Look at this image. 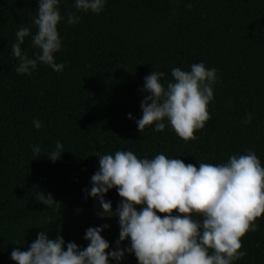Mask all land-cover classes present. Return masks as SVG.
<instances>
[{
	"label": "trees",
	"instance_id": "1",
	"mask_svg": "<svg viewBox=\"0 0 264 264\" xmlns=\"http://www.w3.org/2000/svg\"><path fill=\"white\" fill-rule=\"evenodd\" d=\"M37 7V0H0V264H15L12 249L26 250L41 230L83 248L85 230L106 224L101 235L115 248L118 218L99 217V203L87 196L97 154L164 153L198 167L251 150L264 166V0H106L99 14L61 0L62 47L54 55L63 70L38 63L30 76L17 74L11 45L20 27L36 32ZM69 12L77 23H67ZM21 49L29 57L39 52L31 35ZM197 62L217 70L211 118L194 133L197 139L185 142L166 121L163 131L138 132L143 78L162 71L165 83L173 67L189 70ZM57 141L65 150L57 161L33 157L31 145L43 153ZM39 194L54 202L45 198L44 205ZM104 198L115 211L121 199L115 188ZM255 223L234 264H264V214ZM120 264L137 261L125 253Z\"/></svg>",
	"mask_w": 264,
	"mask_h": 264
},
{
	"label": "clouds",
	"instance_id": "2",
	"mask_svg": "<svg viewBox=\"0 0 264 264\" xmlns=\"http://www.w3.org/2000/svg\"><path fill=\"white\" fill-rule=\"evenodd\" d=\"M61 0H37L38 7L30 27H20L15 33L11 53L18 59L17 74L31 75L38 63L59 72L63 63L55 62V53L62 47L58 24L63 19ZM106 0H74L77 11L99 14ZM185 7L191 8V3ZM79 17L69 12L67 23H77ZM31 35V46L39 50L29 57L22 51L25 37ZM172 79L162 83L165 73L152 71L143 80L140 101L141 116L135 120L138 132L147 126L163 131L169 125L184 140H196L194 134L211 118L208 105L213 100V85L217 70L203 62L193 63L189 70L171 69ZM129 119H133L131 113ZM251 122V115L245 123ZM36 129L42 127L32 120ZM33 157L46 154L51 162L60 158L64 150L57 141L42 153L38 145L30 146ZM98 170L90 177L87 196L99 203L97 215L117 217L119 225L115 248L101 232L108 225L88 227L84 239L86 247L75 242L65 243L60 235L50 239L45 230L26 250L13 248L10 259L15 264H120L125 253L136 258L137 264H234L244 251L241 238L255 232L256 219L264 214V166L251 150L230 155L222 163H185L164 153L152 158L138 157L130 150L96 155ZM115 188L121 198L112 210L105 194ZM45 205V198L39 194ZM139 206V207H138ZM175 210V212L173 211ZM164 214V215H160ZM127 246L120 247L122 241ZM107 250V251H106Z\"/></svg>",
	"mask_w": 264,
	"mask_h": 264
}]
</instances>
